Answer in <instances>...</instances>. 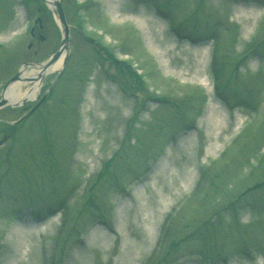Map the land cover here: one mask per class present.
Returning <instances> with one entry per match:
<instances>
[{"label": "rangeland", "instance_id": "rangeland-1", "mask_svg": "<svg viewBox=\"0 0 264 264\" xmlns=\"http://www.w3.org/2000/svg\"><path fill=\"white\" fill-rule=\"evenodd\" d=\"M121 1L114 17L105 0H61L65 71L42 79L48 101L22 123L37 100L0 110V264H127L129 244V264H264V0ZM238 7L259 8L248 31ZM50 12L0 0V93L57 51ZM184 39L209 45L200 78ZM211 106L226 131L209 127ZM187 172L152 232L137 206Z\"/></svg>", "mask_w": 264, "mask_h": 264}, {"label": "bare ground", "instance_id": "bare-ground-1", "mask_svg": "<svg viewBox=\"0 0 264 264\" xmlns=\"http://www.w3.org/2000/svg\"><path fill=\"white\" fill-rule=\"evenodd\" d=\"M58 0H46L47 4L49 6L53 5L55 2H57ZM109 3L110 6V10L111 13L114 17H117V5L121 4V0H105ZM259 11V8H244V7H238L237 9H235L233 15H234V20L238 23H242L245 27L244 30L248 31L247 29L248 24L251 20H255L256 15ZM157 21L160 24H163V19L158 17ZM153 22V21H152ZM154 28L155 31L152 30L151 27H147L150 35H157L159 32H161V28L160 26H156V24H154V26H152ZM249 33V32H247ZM169 39V38H168ZM181 45H186L188 46V48L184 49V51H182L184 54L185 52H187V56L188 59L191 60V67L190 69H192L193 72V76L195 78H200L202 75V70L199 68V66L205 65L208 59V54H209V45L204 43H199L198 41L195 40H188V39H184V41L180 42ZM170 49H166L165 53H168ZM63 60H64V55L63 58L57 62L55 65H53L51 68H49L45 73H43V77L46 75H50L56 72H59L62 70L63 68ZM42 68L43 65L40 66H35L33 67V70L31 71H27L24 72L21 75V79L18 83L13 84L5 93V98L8 100V102L11 105H16L19 106L21 105L24 101H35L42 89ZM28 84H31L32 87L26 91V92H22V88ZM117 97L114 96V100H116ZM115 104V103H111L110 105ZM207 119L209 121V124L212 129H216V130H223L226 131L228 129L225 127H222L221 125V120H220V113L218 111V109L216 107L211 106L208 110V113L206 114ZM218 143V142H217ZM217 143L212 144L211 146H209V148H207V154L210 153V151L212 150V148L214 149L213 151L217 152L219 146ZM163 173V174H162ZM161 175V179H160V183L163 184V187L165 186V183L169 177V174L167 173V168H163L160 171ZM181 179L179 180V182H181V184L178 182H176V180L173 178L172 179V188H169L170 191H168L166 194L168 197L167 199L165 197L161 198V200L158 202L156 201H152V199L149 201V203L147 202V204H145L144 206H137V215L139 213H142V221L143 224L147 227H152V232L154 231V229L156 228V226L159 223V220L161 218V215L164 213V210L167 209L169 207L170 201L172 198L174 197H178L183 195L184 190L187 189L189 186H191V184L194 181V176L191 172H187V174H180ZM188 179V180H187ZM187 180V182H185ZM165 191V190H164ZM164 193V192H163ZM126 196V195H125ZM128 197V196H126ZM132 203L137 204L138 202L136 201V199L132 198ZM24 221H28L27 218H24ZM18 232V238L19 241L24 244H27L28 241H30L32 234L31 231H27L24 228H18L17 229ZM105 237L109 238V236L107 234H104ZM154 239V234L152 237V241ZM139 246L145 247V241L141 240L139 243ZM126 252L128 254L129 260L127 261V264H129L130 259H131V254L133 253V247L131 244L128 245V247H126ZM131 263V262H130ZM239 264V263H238ZM262 264V263H261Z\"/></svg>", "mask_w": 264, "mask_h": 264}, {"label": "water", "instance_id": "water-1", "mask_svg": "<svg viewBox=\"0 0 264 264\" xmlns=\"http://www.w3.org/2000/svg\"><path fill=\"white\" fill-rule=\"evenodd\" d=\"M52 11L54 12L55 16L57 17V20L59 21V24L63 30V39L60 45L59 50L57 51V53L51 58V60L49 62H47L43 68H42V76L43 73H45L50 67H52L54 64H56L61 57L63 56V54L65 52H69V27L65 18V14L64 11L62 9L61 3L60 1H57L53 4L52 6ZM67 58V57H66ZM66 58H65V62H66ZM64 62V63H65ZM21 79V73H19L17 76H15L12 80H10L4 87L3 92H2V99L0 101V108L6 107L8 105H10V103L8 102V100L5 98V93L7 91L8 88L11 87V85L17 83L18 81H20Z\"/></svg>", "mask_w": 264, "mask_h": 264}]
</instances>
